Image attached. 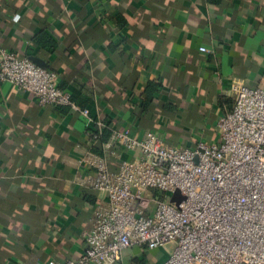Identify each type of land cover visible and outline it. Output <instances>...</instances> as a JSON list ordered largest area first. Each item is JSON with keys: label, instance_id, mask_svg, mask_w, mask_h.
<instances>
[{"label": "crops", "instance_id": "crops-1", "mask_svg": "<svg viewBox=\"0 0 264 264\" xmlns=\"http://www.w3.org/2000/svg\"><path fill=\"white\" fill-rule=\"evenodd\" d=\"M0 46L42 60L92 117L0 82V264L63 261L84 251L82 231L106 200L82 182L92 173L83 152L104 154L111 170L132 154L87 128L152 130L190 148L218 141L231 82L264 89V0H0ZM149 82L159 89L146 98ZM166 256L132 246L113 264Z\"/></svg>", "mask_w": 264, "mask_h": 264}, {"label": "built area", "instance_id": "built-area-1", "mask_svg": "<svg viewBox=\"0 0 264 264\" xmlns=\"http://www.w3.org/2000/svg\"><path fill=\"white\" fill-rule=\"evenodd\" d=\"M0 82L92 121L56 72L1 46ZM230 92L218 141L190 148L167 144L152 130L137 137L129 128L112 129L105 144L132 152L116 170L104 154L85 150L79 164L92 173L82 182L106 200L82 231L84 251L34 264H113L132 246L164 250L161 264H264V89L233 80ZM104 129L96 121L86 133L98 141ZM176 191L181 198L172 200Z\"/></svg>", "mask_w": 264, "mask_h": 264}, {"label": "trees", "instance_id": "trees-1", "mask_svg": "<svg viewBox=\"0 0 264 264\" xmlns=\"http://www.w3.org/2000/svg\"><path fill=\"white\" fill-rule=\"evenodd\" d=\"M40 36H43V34H40ZM45 42V41H44ZM46 42L49 44V45H52L49 40L47 39ZM159 89V84L155 83V82H149L147 85H146V98H150L154 93L155 91H157ZM109 131L107 129H104L102 135L100 136L99 140H101L102 142H104L108 135H109Z\"/></svg>", "mask_w": 264, "mask_h": 264}, {"label": "water", "instance_id": "water-1", "mask_svg": "<svg viewBox=\"0 0 264 264\" xmlns=\"http://www.w3.org/2000/svg\"><path fill=\"white\" fill-rule=\"evenodd\" d=\"M31 59L37 63L38 65L42 66V67H45L46 64L44 62H42V60H40L39 58H36V57H31Z\"/></svg>", "mask_w": 264, "mask_h": 264}, {"label": "rangeland", "instance_id": "rangeland-1", "mask_svg": "<svg viewBox=\"0 0 264 264\" xmlns=\"http://www.w3.org/2000/svg\"><path fill=\"white\" fill-rule=\"evenodd\" d=\"M171 197H172V200H179L181 198V196H179V192L178 191H176L174 193V195H172Z\"/></svg>", "mask_w": 264, "mask_h": 264}]
</instances>
